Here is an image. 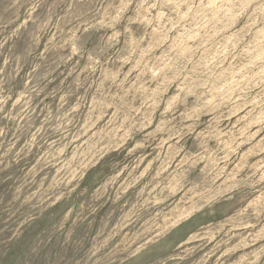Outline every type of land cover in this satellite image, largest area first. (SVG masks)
<instances>
[{
	"label": "rangeland",
	"instance_id": "rangeland-1",
	"mask_svg": "<svg viewBox=\"0 0 264 264\" xmlns=\"http://www.w3.org/2000/svg\"><path fill=\"white\" fill-rule=\"evenodd\" d=\"M0 264H264V0H0Z\"/></svg>",
	"mask_w": 264,
	"mask_h": 264
}]
</instances>
